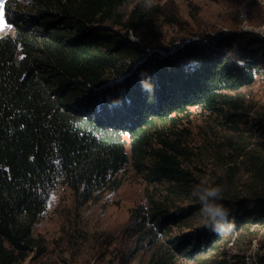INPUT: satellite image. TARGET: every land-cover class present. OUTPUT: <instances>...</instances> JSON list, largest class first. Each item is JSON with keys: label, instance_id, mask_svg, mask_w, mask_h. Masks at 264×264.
Returning <instances> with one entry per match:
<instances>
[{"label": "trees", "instance_id": "trees-1", "mask_svg": "<svg viewBox=\"0 0 264 264\" xmlns=\"http://www.w3.org/2000/svg\"><path fill=\"white\" fill-rule=\"evenodd\" d=\"M124 1L4 0L14 32L0 36V264L41 251L32 226L50 188L117 187L129 157L155 188L148 210L135 216L137 239L156 245L157 262L244 264L231 247L251 226H264V138L250 152L244 189L235 164L209 183L223 188L218 202L231 209V229L218 234L201 226L192 195L200 183L182 166L175 128L192 106L237 129L248 123L249 109L231 92L264 76V37L206 33L151 48L137 32L145 25L137 9L120 11ZM251 123L264 133V114Z\"/></svg>", "mask_w": 264, "mask_h": 264}, {"label": "rangeland", "instance_id": "rangeland-1", "mask_svg": "<svg viewBox=\"0 0 264 264\" xmlns=\"http://www.w3.org/2000/svg\"><path fill=\"white\" fill-rule=\"evenodd\" d=\"M3 3L0 0V6ZM133 8L145 21L137 32L152 42L151 48L197 39L206 33L245 32L264 37V0H157L150 10L136 0H125L120 11L127 15ZM5 21L11 28H0V36L14 32L6 16ZM129 34L131 39L137 38L133 32ZM231 95L249 109L248 123H241L239 129L222 115L195 106L178 115L176 136L186 150L182 166L200 183L194 192L202 191L215 174H223L232 164L238 167V189H244L250 177V152L264 138L251 123L255 116L264 114V76L257 75ZM126 149L129 152L128 144ZM144 173L129 157V163L118 173L117 187L75 191L64 182L55 184L32 226V235L41 240L42 249L33 247L18 264H161L157 262L161 254L155 251L156 245L137 239L143 230L138 229L140 222L135 215L148 210L151 193L156 197ZM261 247L264 226L253 225L233 244L230 253L243 254L244 264H258L256 252H261ZM240 261V257H229V264ZM174 264L193 262L176 258Z\"/></svg>", "mask_w": 264, "mask_h": 264}, {"label": "clouds", "instance_id": "clouds-1", "mask_svg": "<svg viewBox=\"0 0 264 264\" xmlns=\"http://www.w3.org/2000/svg\"><path fill=\"white\" fill-rule=\"evenodd\" d=\"M136 2L150 10L157 0H136ZM192 195L198 196L201 226L218 234H224L231 229L232 225L228 223L231 209L218 202L223 199V188L218 185H208L198 193L193 192Z\"/></svg>", "mask_w": 264, "mask_h": 264}, {"label": "snow or ice", "instance_id": "snow-or-ice-1", "mask_svg": "<svg viewBox=\"0 0 264 264\" xmlns=\"http://www.w3.org/2000/svg\"><path fill=\"white\" fill-rule=\"evenodd\" d=\"M0 28H11V25L7 24L5 21V16L2 6H0Z\"/></svg>", "mask_w": 264, "mask_h": 264}, {"label": "bare ground", "instance_id": "bare-ground-1", "mask_svg": "<svg viewBox=\"0 0 264 264\" xmlns=\"http://www.w3.org/2000/svg\"><path fill=\"white\" fill-rule=\"evenodd\" d=\"M241 4V3H240ZM245 4V3H244ZM247 7V6H246ZM244 8H245V6H244ZM240 13V12H239ZM244 14V13H243ZM247 14V13H246ZM243 16V15H242Z\"/></svg>", "mask_w": 264, "mask_h": 264}]
</instances>
